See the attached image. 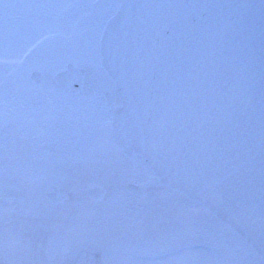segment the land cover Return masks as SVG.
Masks as SVG:
<instances>
[{
	"label": "water",
	"instance_id": "water-1",
	"mask_svg": "<svg viewBox=\"0 0 264 264\" xmlns=\"http://www.w3.org/2000/svg\"><path fill=\"white\" fill-rule=\"evenodd\" d=\"M101 55L116 144L264 260V0H119ZM83 76L67 65L52 84L77 94Z\"/></svg>",
	"mask_w": 264,
	"mask_h": 264
},
{
	"label": "rangeland",
	"instance_id": "rangeland-1",
	"mask_svg": "<svg viewBox=\"0 0 264 264\" xmlns=\"http://www.w3.org/2000/svg\"><path fill=\"white\" fill-rule=\"evenodd\" d=\"M3 3L40 7H22L15 11L13 19H0V94L32 89L10 78V71L25 57L27 69L40 68L46 74L47 80L37 89L47 92V99L51 100L50 92H55L51 78L70 61L86 67L87 73L82 93L61 97L49 106L50 110L60 107L63 143L68 146L79 132L98 128L102 122L109 123L95 102L94 92L99 88L96 76L102 68L100 34L107 19L117 11L118 0H3ZM30 109L28 106L27 110ZM8 115L0 109L1 126L9 120ZM1 160L9 164L6 156ZM2 168L0 173L4 172ZM132 168L139 184L150 189L160 185L143 161H134ZM6 178L0 176L1 185H6ZM110 204L113 212L108 219L103 216ZM160 209L163 215H159ZM169 210L177 217L168 215ZM166 216L172 218L170 224L159 227L160 219L165 220ZM77 217L67 226L86 236L77 241L43 229L40 232L34 225L27 228L0 224V264H264L227 225L198 204L167 189L161 188L159 193L155 191L142 199L124 196L112 203L107 200L101 210H85ZM150 217L153 219L149 220ZM136 225H140L138 232L148 234L141 241L120 242L99 237L105 227L117 233L122 227L130 231ZM86 234L91 235L88 238Z\"/></svg>",
	"mask_w": 264,
	"mask_h": 264
},
{
	"label": "flooded vegetation",
	"instance_id": "flooded-vegetation-1",
	"mask_svg": "<svg viewBox=\"0 0 264 264\" xmlns=\"http://www.w3.org/2000/svg\"><path fill=\"white\" fill-rule=\"evenodd\" d=\"M98 49L101 61L100 38ZM24 59L10 71V78L32 89L28 92L0 94V109L9 113V120L3 126L0 124V168L4 167L0 176H7L6 185L0 184V224H19L27 228L34 225L40 232L43 229L46 233L67 236L71 241H77L85 235L74 232L72 228L67 229V226L73 224L80 212L95 211L96 208L101 210L107 200L112 203L124 196L142 199L155 194V191L159 193L161 188L184 196L162 185L150 189L137 182L132 165L136 160H144L129 157L115 142L110 112L122 107L123 103L113 79L103 68L96 76L100 84L94 94L95 102L109 123L102 122L98 128L79 132L66 146L63 143V127H59L60 107L50 110L49 106L61 97H75L80 93L64 95L54 90L50 92L52 99L48 100L47 92L37 89L47 80L46 74L40 68L27 69ZM67 65L83 70L86 77V67L70 61L60 71L66 69ZM28 106L30 111L27 110ZM29 112L30 115L27 114ZM4 156L9 161L7 165L6 160H1ZM133 186L142 188L145 195L132 193L130 188ZM96 191H100L98 198ZM156 198L160 202L159 197ZM110 205L103 216L108 219L113 212ZM158 213L163 215L161 209ZM173 214L169 210L168 215L176 218ZM172 218H161L159 227L170 224ZM139 227L136 225L130 231L122 227V231L120 229L117 233L110 232L111 227L109 230L105 227L99 237L120 242L141 241L148 234L138 232ZM86 235L89 238L91 234Z\"/></svg>",
	"mask_w": 264,
	"mask_h": 264
},
{
	"label": "snow or ice",
	"instance_id": "snow-or-ice-1",
	"mask_svg": "<svg viewBox=\"0 0 264 264\" xmlns=\"http://www.w3.org/2000/svg\"><path fill=\"white\" fill-rule=\"evenodd\" d=\"M22 7H40V6L21 5L18 3H3V0H0V19H5V20L13 19L15 11ZM262 104H264V100H262ZM261 144L262 147H264V110H262Z\"/></svg>",
	"mask_w": 264,
	"mask_h": 264
}]
</instances>
